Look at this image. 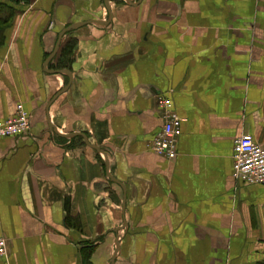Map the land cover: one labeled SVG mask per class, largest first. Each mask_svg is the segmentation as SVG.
Listing matches in <instances>:
<instances>
[{"label": "crops", "instance_id": "crops-1", "mask_svg": "<svg viewBox=\"0 0 264 264\" xmlns=\"http://www.w3.org/2000/svg\"><path fill=\"white\" fill-rule=\"evenodd\" d=\"M129 1L31 0L6 32L0 122L23 103L30 129L0 136V264H264L233 158L264 143V0Z\"/></svg>", "mask_w": 264, "mask_h": 264}, {"label": "built area", "instance_id": "built-area-1", "mask_svg": "<svg viewBox=\"0 0 264 264\" xmlns=\"http://www.w3.org/2000/svg\"><path fill=\"white\" fill-rule=\"evenodd\" d=\"M165 124L149 144L152 151L169 159L177 155V137L181 131L183 119L172 109L169 101H163ZM29 112L23 103L17 106L16 114L0 122V136H15L30 129ZM234 176L247 183H264V143L251 135L237 138L234 144ZM9 255V245L5 237L0 236V256Z\"/></svg>", "mask_w": 264, "mask_h": 264}, {"label": "trees", "instance_id": "trees-1", "mask_svg": "<svg viewBox=\"0 0 264 264\" xmlns=\"http://www.w3.org/2000/svg\"><path fill=\"white\" fill-rule=\"evenodd\" d=\"M17 6L15 3L0 0V49L6 40V32L13 24L17 15Z\"/></svg>", "mask_w": 264, "mask_h": 264}, {"label": "water", "instance_id": "water-1", "mask_svg": "<svg viewBox=\"0 0 264 264\" xmlns=\"http://www.w3.org/2000/svg\"><path fill=\"white\" fill-rule=\"evenodd\" d=\"M108 1H109V0H107V2H108ZM127 2H128V3H132V2L129 1V0H127ZM108 7H109V6H108ZM78 25H79V24H73V25L69 26L68 28L64 29V30L61 32L60 37H59V41H58V45H57V49L59 48V45H60V42H61V39H62L63 35H64L66 32H68L69 30L78 27ZM57 49H56V50H57ZM59 72H64V71H59ZM88 144L91 145V146H93L90 142H88ZM93 147L96 148L98 151H101L102 153H104L99 147H95V146H93ZM109 166H110V165H109V163L107 162V169H108V170H110V167H109ZM109 176H110V178H112L114 181L118 182V181L112 176V174L109 173Z\"/></svg>", "mask_w": 264, "mask_h": 264}, {"label": "rangeland", "instance_id": "rangeland-1", "mask_svg": "<svg viewBox=\"0 0 264 264\" xmlns=\"http://www.w3.org/2000/svg\"><path fill=\"white\" fill-rule=\"evenodd\" d=\"M5 1V0H3ZM7 2H12L15 3V5L18 7L17 8V13L21 12L22 10H24L25 5L30 2L31 0H6ZM22 2V3H21Z\"/></svg>", "mask_w": 264, "mask_h": 264}]
</instances>
